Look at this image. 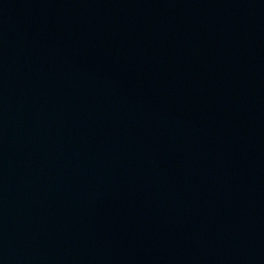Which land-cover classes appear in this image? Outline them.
<instances>
[{
    "label": "water",
    "instance_id": "1",
    "mask_svg": "<svg viewBox=\"0 0 264 264\" xmlns=\"http://www.w3.org/2000/svg\"><path fill=\"white\" fill-rule=\"evenodd\" d=\"M0 264H264V0H0Z\"/></svg>",
    "mask_w": 264,
    "mask_h": 264
}]
</instances>
